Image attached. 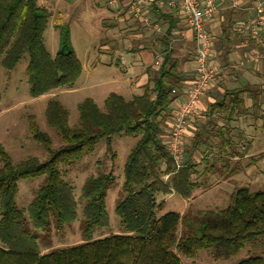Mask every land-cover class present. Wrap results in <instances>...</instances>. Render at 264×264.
<instances>
[{
  "label": "trees",
  "instance_id": "1",
  "mask_svg": "<svg viewBox=\"0 0 264 264\" xmlns=\"http://www.w3.org/2000/svg\"><path fill=\"white\" fill-rule=\"evenodd\" d=\"M152 12L159 20L170 18L163 16L157 6ZM46 14L43 0H0V65L10 72L26 53L29 94L34 99L54 90L70 89L81 72L80 61L71 48L58 51L54 57L46 51ZM171 27L162 38L168 52L140 95L126 100L118 93H108L102 110L92 99L85 98L77 105L78 121L74 126L68 125V112L58 101H47L44 121L61 138L57 149H52V140L29 117L32 139L48 153L47 161L27 157L13 163L0 143V264H185L181 259L193 260L202 250L209 251L213 259L228 260L245 246L264 239V190L239 187L224 209H188L183 213L155 215L160 207L156 196L166 197L173 192L189 199L196 187L192 175L215 170L216 166H210L206 160L204 173H198L190 157L196 151L203 157L210 153L201 151L205 145L202 133L206 140L208 136L222 135L221 128L214 127L205 133L200 127L191 141L190 157L175 170L162 140L163 119L175 95L172 91L183 79L179 63L168 49ZM245 89L225 90L221 99L210 105L208 114H226L227 122L234 114H246L242 96L250 91ZM120 133L137 138L124 166L123 197L115 208L123 233L94 240L93 230L108 225L105 198L113 177L86 178L76 200L73 186L62 177V168L92 153L102 139L111 152L110 137ZM42 176L44 183L29 206L19 208L18 182ZM79 203L82 243L41 254L37 232L61 233L65 225L78 219ZM234 264H264V257L252 255Z\"/></svg>",
  "mask_w": 264,
  "mask_h": 264
},
{
  "label": "rangeland",
  "instance_id": "2",
  "mask_svg": "<svg viewBox=\"0 0 264 264\" xmlns=\"http://www.w3.org/2000/svg\"><path fill=\"white\" fill-rule=\"evenodd\" d=\"M43 4L47 11V26L43 33V44L46 51L54 57L58 51L71 48L80 61L81 72L76 84L70 89L54 90L34 99L29 94L27 82L28 55L23 54L16 67L10 72L5 71L0 65V143L13 163L27 157H36L40 161L49 159L45 149L32 139L28 128L29 117H32L39 130L46 133L52 140V149H57L61 145L58 133L48 128L44 121V110L48 100L58 101L68 112V125L74 126L78 121L77 105L83 99H92L96 106L102 110L105 97L108 93L115 92L116 86L122 87L123 92L120 95L124 99L129 100L132 97V94H129L130 87L120 82L122 78L126 77L120 61L130 62L132 55L121 52V45L118 46L119 54L116 52L117 47L115 43H112L111 36L115 32L121 33L125 30L122 23L115 26V23L109 19L111 16L109 6L103 4L96 6L93 0H43ZM137 32L139 31L137 30ZM160 40L151 38L153 42L151 49L154 56L160 53L161 45L158 44ZM140 41L143 43L141 39ZM189 52H191L190 47H186L183 54L176 57L177 54L171 53V57L175 58L178 63H182L181 60L184 56H188L187 59H190ZM102 63L108 65L104 66ZM94 67L96 69H93ZM151 68L149 66V77L155 72ZM258 122L261 124V121ZM243 128L246 130L244 138L249 140L248 132H252L253 129ZM256 131L258 135L251 145L250 153H256L260 146L264 147V130H261L260 126ZM110 140L111 152L107 151L106 140L102 139L92 153H87L75 164L62 168V177L73 186L76 200L80 196L86 178L99 175L113 177L105 198L108 225L93 230L92 239L94 240L123 233V227L115 213V208L123 197L121 187L124 179V166L137 138L120 133L111 136ZM218 156L220 155H216L217 158ZM202 157L201 154L198 156L199 162L203 160ZM207 159L209 162L211 161V158L207 157ZM241 164L243 169L250 167V158L244 159ZM215 166L214 173L209 175L208 180L202 178L199 180L207 182V186L202 192L203 195L196 196L191 203L183 202L178 196L163 197L158 195L156 202L160 207L156 210L155 215L160 217L168 212L183 213L188 209L192 211L224 209L231 204L230 194L239 187L245 186L251 191L264 190V178H261L257 171H250L247 175L243 174L242 181L236 183L232 189L229 186H222L220 182L224 178L219 169V161H215ZM202 168V165L200 168L198 167V173L202 172ZM247 169L249 171L252 168ZM43 183V176L19 181L16 194L17 206L26 209ZM229 189L231 192L228 191ZM81 208L82 203H79L78 219L65 225L61 233H56L54 230L49 235L37 232L41 254H46L55 248H65L82 243ZM25 216L27 217V212ZM28 227L34 231L30 223H28ZM252 255L264 257L263 238L245 246L237 255L228 260L213 259L207 250L200 251L193 260H181L185 264H234L238 260Z\"/></svg>",
  "mask_w": 264,
  "mask_h": 264
},
{
  "label": "crops",
  "instance_id": "3",
  "mask_svg": "<svg viewBox=\"0 0 264 264\" xmlns=\"http://www.w3.org/2000/svg\"><path fill=\"white\" fill-rule=\"evenodd\" d=\"M93 3L96 6L100 4L109 6V13L111 12L109 19L115 23V26L119 23L123 25L125 31L121 33L115 32L112 34L111 39L112 43H115L117 47V53L119 52L118 46L121 45V52L132 55L130 62L125 63L120 61L124 69V76H126L122 78L120 82L130 87L129 94H132V96H136L137 94L140 95L143 91V87L148 83L149 66L156 71L152 66L154 53L151 49V47H153V40L151 41V38L161 39L158 41V44L161 45L159 54L161 56L164 55L165 52L168 51L164 48L162 38L167 28L172 26L171 28L173 29L169 40L170 45L168 46L171 53L177 54L176 57H178L185 52L186 47H190V59H187L188 56H184L181 60L182 63H179L178 71L183 79L178 86H176L175 90L177 93L173 95V102L169 107L167 116L163 119L162 140L165 141L168 136L170 129L169 125L173 115L183 101L181 90L185 88L186 84H188L192 78L193 60L191 59H193L192 57L194 54L192 31L187 27L184 19L179 13L174 10L166 9L162 4L157 6V8L162 11L161 14L163 16H169L170 18L168 19L159 20L160 18L158 15L152 12L153 8L147 10V14H149L152 23L159 22L162 24V32L164 35H155L145 32L142 23L138 18L133 16L131 10L132 0H116L113 5H109L108 0H93ZM218 5L221 8L220 16L214 22L209 23L208 26L214 35L212 40L214 60L226 69L216 77L211 88L200 98L198 103L199 112L188 120L182 163H185L187 158L190 157L189 147L194 135L199 131L200 127L205 133L208 130L211 131L214 127L221 128L222 135L220 134V136L217 137L208 136L207 140L205 139L206 135L202 133V140L205 142V145H202L201 151L208 150L210 152L202 157V159L205 160L201 162L198 161V156L202 154L200 151L193 152L190 160L196 165L197 170L198 167L200 168L202 165L203 173L205 167L208 166L207 163H204L206 160L208 161L207 157L211 158V161H208L210 166L213 164L215 165V161H219V169L224 178L220 184L222 186H229L230 189H232L236 186V183L242 181L241 177L243 174L247 175L250 171H257V174L261 176V178H264V147L260 146V149H258L256 153H250L249 151L258 135L256 129H259L261 126V130H264V61L258 65L245 63V54L249 51L259 50V52L264 55V45L259 47L253 43L248 33H238L234 31L233 27L229 28V23L234 24L236 21L248 20L253 17L254 14L249 11L247 2L242 1L239 8H234L232 10L229 8L230 0H218ZM114 29L116 30V27ZM137 30L139 32H137ZM138 42L139 44H136ZM136 45L138 46L135 47ZM136 57L138 58L136 59ZM102 65L107 66L108 64L102 63ZM93 69H96V67ZM242 87L250 91V93H244L242 96L244 102L243 109L248 110L246 114H234L228 122L225 120L226 114H213L211 116L208 114L210 105L220 100L225 90H234ZM122 92V87H115V93L122 94ZM258 121H261V124H259ZM242 126L246 127L247 130L253 129L252 132H248L249 140L244 138L246 130H244ZM232 152L234 155H232ZM218 154L220 156L217 158L216 155ZM246 158H250L251 166L249 167L247 164L248 167L243 169L241 162ZM247 168L252 169L248 171ZM212 173H214V171L211 170L205 175H192L191 180L196 184L192 196L189 199L178 197L185 203H191L195 200L194 198L196 196L203 195L202 192L203 189L206 188L207 182L203 180V182H200L199 180L200 178L209 179V175ZM230 189L228 191L231 192ZM171 196L177 195L172 192V194L166 197Z\"/></svg>",
  "mask_w": 264,
  "mask_h": 264
},
{
  "label": "built area",
  "instance_id": "4",
  "mask_svg": "<svg viewBox=\"0 0 264 264\" xmlns=\"http://www.w3.org/2000/svg\"><path fill=\"white\" fill-rule=\"evenodd\" d=\"M242 1L247 2L253 17L248 20H239L233 24L238 33H248L257 46L264 45V0H230L229 8H239ZM116 0H108L109 5ZM163 5L168 10H174L184 19L187 27L193 33V69L192 78L181 90L183 101L173 115L167 139L164 141L166 150L173 161L175 170L182 167V156L185 146L188 120L199 112L200 98L214 84L216 77L226 68L214 60L213 32L208 24L219 18L221 8L218 0H132L133 16L142 23L145 32L164 35L162 24L152 23L147 10L154 6ZM162 56L156 54L152 66L158 69L162 63ZM264 61V55L259 50H252L245 54V63L254 65ZM177 93L176 90L172 91ZM169 175L164 176L167 181Z\"/></svg>",
  "mask_w": 264,
  "mask_h": 264
}]
</instances>
